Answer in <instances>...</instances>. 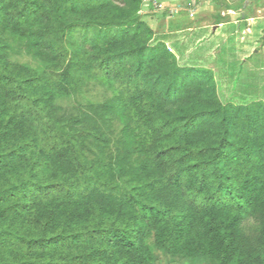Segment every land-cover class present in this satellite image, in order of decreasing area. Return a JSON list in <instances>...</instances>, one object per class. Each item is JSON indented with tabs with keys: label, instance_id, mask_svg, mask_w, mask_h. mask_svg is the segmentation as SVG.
Wrapping results in <instances>:
<instances>
[{
	"label": "trees",
	"instance_id": "1",
	"mask_svg": "<svg viewBox=\"0 0 264 264\" xmlns=\"http://www.w3.org/2000/svg\"><path fill=\"white\" fill-rule=\"evenodd\" d=\"M120 1L0 0V264H264V103ZM84 77L110 96L64 108Z\"/></svg>",
	"mask_w": 264,
	"mask_h": 264
},
{
	"label": "rangeland",
	"instance_id": "2",
	"mask_svg": "<svg viewBox=\"0 0 264 264\" xmlns=\"http://www.w3.org/2000/svg\"><path fill=\"white\" fill-rule=\"evenodd\" d=\"M113 1L122 6L120 0ZM213 1L196 11L195 0H143L137 18L154 34L148 46L164 41L168 50L176 56L179 66L190 65L197 60V52L198 55L203 54L200 62L212 72L215 95L222 105L264 103V6L261 12L251 14L255 17L253 20H239L242 16L237 12L221 21L231 20V24L215 25L212 16L217 9H214ZM245 1L239 0L236 4L241 7ZM247 15L250 14L246 8ZM186 46L187 50L183 51ZM200 46H203L202 49ZM10 60L18 65H38L19 52H14ZM82 82L77 103L72 99L65 100L64 108L71 111L75 107L99 104L110 96L103 80L84 77ZM156 255V264H184L181 261L170 262L158 252Z\"/></svg>",
	"mask_w": 264,
	"mask_h": 264
},
{
	"label": "crops",
	"instance_id": "3",
	"mask_svg": "<svg viewBox=\"0 0 264 264\" xmlns=\"http://www.w3.org/2000/svg\"><path fill=\"white\" fill-rule=\"evenodd\" d=\"M211 1L212 0H200L195 6L196 11L201 10L204 7V4L208 5ZM218 1H221L220 5L218 4L219 2L215 3V0L213 1L215 3V4L213 3L214 9H217V10H215V13L221 12V14H224V12H226L228 14V16H229L231 14H233V15L237 14V12H238V14H241L242 18H244L246 16V8H247L250 15L249 16L247 15L248 17H247L246 21L255 19L254 15H251V14H253V13L255 14L257 12L258 13L261 12V10H262V8L264 6V0H254L253 5L248 6L249 8L247 7V4H249V2H252V0H246L245 4L243 6L244 7L243 9L238 7V5L236 4V2L239 1V0H218ZM225 1H228V2H225ZM216 4H218L217 7H216ZM244 10H245V12H244ZM230 21H224L221 24H227L228 25V24L232 23Z\"/></svg>",
	"mask_w": 264,
	"mask_h": 264
}]
</instances>
